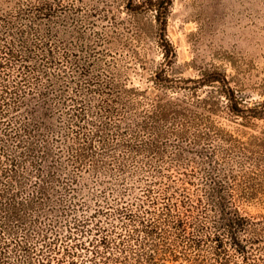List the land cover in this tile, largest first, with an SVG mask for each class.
Returning a JSON list of instances; mask_svg holds the SVG:
<instances>
[{
    "label": "trees",
    "instance_id": "16d2710c",
    "mask_svg": "<svg viewBox=\"0 0 264 264\" xmlns=\"http://www.w3.org/2000/svg\"><path fill=\"white\" fill-rule=\"evenodd\" d=\"M173 1L126 0L113 44L144 64L134 43L149 31L163 55L151 80L191 99L96 70L107 33L76 24L86 52L74 51L59 38L61 2L0 14V264H264V218L241 208L264 196V124L236 134L214 118L226 98L243 125L264 121V100L248 106L218 69L172 74Z\"/></svg>",
    "mask_w": 264,
    "mask_h": 264
},
{
    "label": "rangeland",
    "instance_id": "374dc122",
    "mask_svg": "<svg viewBox=\"0 0 264 264\" xmlns=\"http://www.w3.org/2000/svg\"><path fill=\"white\" fill-rule=\"evenodd\" d=\"M22 1L0 0V14L17 12ZM51 1L63 4L58 9V15H66L68 19L57 20L59 38L61 41L70 42L74 51H80V54L86 52L82 48V40H78L75 35L76 24L81 30H86V37L90 36L92 40L100 32L107 33L105 44L99 46L104 52L99 50L98 55L101 58L94 64L96 70H104L111 65L120 83L127 87L147 89L151 97L163 95L167 99H191L188 90L178 93L169 90L165 93L151 80L152 72L163 62V55L148 30L139 42L134 43L144 64L141 61L136 62L131 52L123 48L119 40L113 44V17L128 18L126 0ZM144 21L149 24L151 16L145 17ZM167 33L177 51L172 74L183 78H199L203 73L218 69L226 73L236 94L248 101V106L264 100V0H174ZM199 95L205 96L206 88L201 89ZM147 100L144 99L140 109L147 107ZM227 104L228 100L223 98L218 112L214 113V118L226 130L236 134L241 131L252 133L263 126L264 121L255 119L251 121L252 124L243 125L241 119L232 117ZM199 110L203 111L202 108ZM172 149L171 146L165 149L166 155ZM186 155L190 158L192 153ZM164 170L173 174L180 171L176 166H166ZM139 176L135 174L134 177H129L128 183L139 182ZM138 192L139 187L131 192L130 197ZM241 208L250 217L264 218V196L244 203Z\"/></svg>",
    "mask_w": 264,
    "mask_h": 264
}]
</instances>
